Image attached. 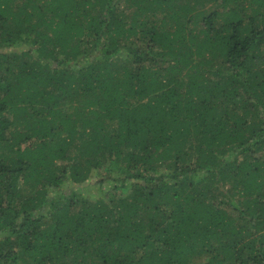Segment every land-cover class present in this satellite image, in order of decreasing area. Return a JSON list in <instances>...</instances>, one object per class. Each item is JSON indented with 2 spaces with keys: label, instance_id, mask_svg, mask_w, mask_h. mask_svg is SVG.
Listing matches in <instances>:
<instances>
[{
  "label": "trees",
  "instance_id": "16d2710c",
  "mask_svg": "<svg viewBox=\"0 0 264 264\" xmlns=\"http://www.w3.org/2000/svg\"><path fill=\"white\" fill-rule=\"evenodd\" d=\"M119 1L0 0V264H264V0Z\"/></svg>",
  "mask_w": 264,
  "mask_h": 264
},
{
  "label": "rangeland",
  "instance_id": "374dc122",
  "mask_svg": "<svg viewBox=\"0 0 264 264\" xmlns=\"http://www.w3.org/2000/svg\"><path fill=\"white\" fill-rule=\"evenodd\" d=\"M118 5L120 6V9H122V7L125 5L124 1L121 0L119 1ZM107 190V189H105ZM33 193V192H32ZM91 193H95L96 196H98V193H97V190H94V186L93 185H87L86 186V190H85V194L88 196V197H93L91 196ZM240 221V220H239Z\"/></svg>",
  "mask_w": 264,
  "mask_h": 264
}]
</instances>
